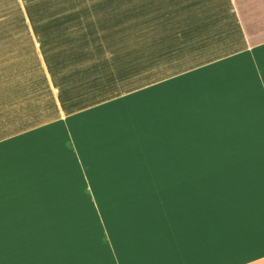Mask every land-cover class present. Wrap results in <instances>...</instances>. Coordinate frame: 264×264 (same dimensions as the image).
<instances>
[{"label":"crops","instance_id":"1","mask_svg":"<svg viewBox=\"0 0 264 264\" xmlns=\"http://www.w3.org/2000/svg\"><path fill=\"white\" fill-rule=\"evenodd\" d=\"M55 1L18 10L28 65L0 69V264H264V174L165 163L264 110V0ZM135 164L201 181L105 213Z\"/></svg>","mask_w":264,"mask_h":264},{"label":"rangeland","instance_id":"2","mask_svg":"<svg viewBox=\"0 0 264 264\" xmlns=\"http://www.w3.org/2000/svg\"><path fill=\"white\" fill-rule=\"evenodd\" d=\"M64 1L68 0H56L55 3L58 5L54 9L61 7L62 5L60 4ZM23 4L28 8H45L47 3L45 0H0V69L2 72L13 70L17 68L16 65H18V68H24L28 65L27 62H24L25 54H28L31 47L28 29L19 25L20 15L17 13L19 10L24 14L25 8H23ZM16 16H18L17 19ZM14 55L17 57H14ZM12 100V96H7L3 99V102L7 104L8 101ZM250 117L252 119L246 120H255L256 122L251 124L228 126L229 130L227 135H225L228 136V138L221 140L220 142L196 141L182 143L183 149L189 148L190 144H192L194 148H190L207 149L208 151L203 152H210L212 155H201L200 153L202 152L198 151L199 153L195 156H187V152L184 153L185 151L183 150L182 155H180L179 158H166V166L170 165L172 168L173 162L178 160V162L182 164V167H186L188 170L190 166L192 168L197 167L199 170L204 169L206 171L221 168V166H227L232 169L244 167L256 175L260 172L263 177L264 110L260 113L255 111V116L251 114ZM4 134L5 132L0 130V136ZM220 150H228L227 152L233 151L235 154H231L230 156L217 155ZM255 160H259V163H256ZM244 163L249 165L244 166ZM136 166V164L133 165V171L127 173L118 172L117 174H112V181H119V184H124L125 181H135L136 186L141 184V182L147 183H142L139 185L140 187H134L133 184L129 183V188H102L98 190L100 192V196L102 197L103 204L101 206L105 213L109 214L110 212H118L119 207L116 203L122 200L132 202L134 200L142 199L143 201L149 200V203L159 204L162 202L163 197H173L177 198V200L180 199L178 202L189 203L190 187L191 191H193V186L197 183L199 184V181H201V178L197 175L198 173H194L193 170L191 173H189V171L184 172V170L179 173H174L173 171L168 172L166 170L153 172L149 167L150 170L138 171ZM249 181H252V183L258 182V180ZM173 182L177 184V188H174L175 183ZM159 184H163L162 187H158ZM83 192L82 190H79V194L73 196H75L77 200L80 199L81 202H84L82 199L83 195H85V198L86 196L88 197V195H86V193L83 194ZM57 207L58 206H54V209ZM78 210L85 213L95 212L93 205H79ZM70 223L72 225L74 222ZM80 223L85 225L86 228L92 229L97 222L94 221V219H91L84 220V222ZM62 228H64V226Z\"/></svg>","mask_w":264,"mask_h":264}]
</instances>
